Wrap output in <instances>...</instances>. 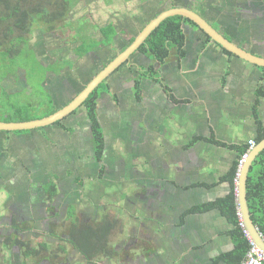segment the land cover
Returning a JSON list of instances; mask_svg holds the SVG:
<instances>
[{
    "label": "crops",
    "instance_id": "0c3cea01",
    "mask_svg": "<svg viewBox=\"0 0 264 264\" xmlns=\"http://www.w3.org/2000/svg\"><path fill=\"white\" fill-rule=\"evenodd\" d=\"M195 36L186 33L184 54L170 55L169 66L158 64L154 77L159 83L134 75L129 70L138 67L131 62L106 79L103 97L121 99L125 111L119 115L129 113L127 123L123 118L117 129L140 127L139 139L129 140L132 147L137 143L142 148L141 208L139 215L130 209L129 221L130 231L141 235L140 264H227L221 256L234 247L231 223L217 208L188 210L231 191L225 175L237 153L230 145L256 135L257 100L264 126V83L232 80L240 58L215 41L218 47L209 45L212 41L197 32ZM143 60L145 68L150 60L146 55ZM112 83H118V94ZM44 84L49 83H40L42 88ZM128 84L123 100L120 89Z\"/></svg>",
    "mask_w": 264,
    "mask_h": 264
},
{
    "label": "flooded vegetation",
    "instance_id": "af4514ba",
    "mask_svg": "<svg viewBox=\"0 0 264 264\" xmlns=\"http://www.w3.org/2000/svg\"><path fill=\"white\" fill-rule=\"evenodd\" d=\"M177 1H179L178 4ZM202 2H198V0H167L164 5L166 8L183 6L195 10L226 38L233 40L253 54L264 56V0L246 2L231 0L230 11L221 14H218L216 8H207L204 14ZM241 16L255 24L256 30L252 32L255 36L254 39L249 40L250 38L239 36L241 33H237V18L241 19ZM217 17L219 21L215 20ZM126 21L125 23L111 21L117 31L113 37L112 45L107 46L111 50H106L104 53L105 45L101 44L81 56H87L92 67L88 72H82L81 79L75 77L76 79L71 81L67 80L69 77L63 78L66 69L70 70V67H73V60L76 57L79 58V54L75 52L79 44L73 46L74 55L72 58H67L68 63L61 66L59 72H55L53 69L47 71L42 83L50 84L48 88L51 91L53 103L57 102L56 99L61 100L67 97L66 95L71 96V92L74 93L73 96L80 92L89 80L121 51L122 43L119 42L121 39H119L118 31L119 27H125V31H127L129 23ZM182 26L190 37L195 38L197 32L204 40L214 42L197 25L184 23ZM136 33L130 35H136ZM207 36L210 40L207 39ZM115 47H118L119 50L112 53V49ZM143 57L145 55L136 50L113 72L122 69L131 62L138 68H133V71L129 70L130 72H134V75L145 74V79L159 83L158 80H155L156 76L154 77L147 70L151 66L158 74V64L169 66V58L163 62L149 58L150 63L144 68ZM146 58L148 57L146 56ZM46 66L48 67L50 64H46ZM59 76L62 77L59 78ZM106 79L101 82L106 86L100 88L97 100L106 93L105 90L108 88ZM129 89L128 84L126 92ZM118 102L121 103V99H118ZM57 103L61 105L64 102ZM79 108H82L80 112H78ZM80 113L87 115L82 104L62 119L50 124L51 126H60L59 129L54 130V133L58 137L67 136L68 133L64 128L69 129V122L66 119L71 115L78 117ZM122 117L126 124L129 113H124ZM72 119L77 118L73 117ZM86 120L88 121L87 129L84 132L85 137L82 139V143L76 145L74 142H70L68 147L72 151H67L65 158L59 157L58 159L49 158L46 155L48 151H43L41 146L37 152L32 147L33 151L28 148V152L24 153L21 145L28 147L31 145L26 137L9 141V144L4 146L2 140L9 139V136L3 134L5 131H0V264H129V262L134 263L133 261L135 264H140V254L143 249L139 241L141 235L140 232H134L135 229L131 232L129 228L130 209H135L139 215L142 199L140 184L143 175L140 169L142 148L137 143L132 147L129 141L131 138L139 137L140 127L137 125L132 131L126 128L115 129L113 134L125 141L124 149L121 148L124 151L117 153L118 161L116 162L110 157L107 158L109 143L105 130H103L105 145L101 159L98 160L93 142L94 136L87 116ZM73 123L76 124L75 121ZM47 126L44 127L47 128ZM31 139L35 141L37 137L32 136ZM81 147L83 157L80 155ZM19 150H22L23 153ZM74 151L76 155L72 154ZM10 156L15 157L11 159ZM121 202L124 204L122 213L117 207ZM134 219H138V216ZM104 220H107L108 224L112 222L103 241L104 245L101 246V242L97 239L87 240L85 248L92 247V250L86 249L87 253L85 254L78 248V245L76 246L75 242L78 241L74 240L73 235L75 234L79 239L85 231L90 229L98 231L99 228L104 227L96 228V226ZM100 226L106 227L107 225L103 223ZM87 254L92 255L88 257Z\"/></svg>",
    "mask_w": 264,
    "mask_h": 264
},
{
    "label": "rangeland",
    "instance_id": "374dc122",
    "mask_svg": "<svg viewBox=\"0 0 264 264\" xmlns=\"http://www.w3.org/2000/svg\"><path fill=\"white\" fill-rule=\"evenodd\" d=\"M68 8L66 12V16L63 18H58L53 22L54 28L52 30H48L47 23L40 24H32L29 33L24 34V37L28 39L27 45H25V40L17 41L15 46L18 48V55H16L17 60L22 62L21 58L30 60L29 54L25 57L26 47L31 48L35 51V55L38 60L46 66V64H50V67L57 65L59 67L64 66L67 58H72L74 55L73 46L78 45L81 40H84L91 35L94 38H99L98 28L102 25L107 24L108 22L125 23V20L128 21L129 25L126 28L119 27V42L125 44L126 40L129 38L130 34H135L142 26L147 22V20L153 17L156 13H158L161 9H165V2L167 0H68ZM203 1V2H202ZM235 2H246L249 0H234ZM251 1V0H250ZM62 0H51V5L47 8L51 11H58L60 7V3ZM198 2H202V10L205 14L207 8H216L218 10V14L226 13L229 10L231 0H198ZM179 1H177V4ZM248 4V3H247ZM218 20V17L215 19ZM126 21V22H127ZM238 28L237 33H241L239 36L254 39L255 36L252 34L253 31L256 30L255 24L253 22L246 20L241 16V19H238ZM247 22V24H245ZM35 23V21H34ZM6 24V23H5ZM224 27V25H223ZM222 27V30H223ZM43 28V30H41ZM230 31V29H229ZM18 34V31H15ZM1 30H0V38H1ZM17 40H11L15 42ZM118 40V39H116ZM86 44V43H85ZM118 44V42H117ZM213 44V42H209V45ZM7 45V44H6ZM215 47H218L214 45ZM0 48H3L1 46ZM73 50V51H72ZM106 50H111L110 48H104L103 52ZM119 50L118 47L112 49V53ZM106 53V52H104ZM24 55V57H22ZM54 57L59 60H54ZM62 59V60H61ZM132 60V59H131ZM56 61V62H55ZM241 66H238V73L235 74L232 80H238V83H264V67L256 66L252 63L246 62L240 58ZM49 62V63H48ZM73 67L66 69L65 77L67 80L76 79L78 77L81 79L82 72H88L91 70V62L89 61L87 56L84 57H76L73 60ZM5 68V67H4ZM4 68L0 70V77L4 72ZM12 72L9 74H4L0 78V117L3 116V112H5V107L8 104H12L15 102L16 104L27 103L33 101H44L47 98L43 95L42 91H50L47 86L44 84L42 88L39 83H41L40 78L32 79L31 75H39L42 76V68L38 67V70L31 72L30 75L27 69H23L22 65L19 64L18 67L12 66ZM62 76H59V78ZM71 78V79H70ZM258 78V79H257ZM48 83V82H45ZM84 84V83H83ZM113 92L118 94V89L116 84L112 83ZM46 91V92H47ZM51 92V91H50ZM5 94H14L12 95H4ZM42 94V95H40ZM74 93L71 92V96L64 97L61 100L56 99L57 102L63 101L64 103L69 101ZM120 96L124 100V96H126V91L122 87L120 89ZM100 101V102H99ZM55 102V103H57ZM99 104L97 106V115L100 123L105 127V135L108 140V154L107 158L110 157L115 162L118 161L117 153H120L121 148L124 149L123 144L124 140L119 136H115L113 132L118 128L119 123L123 120L119 114L125 111L124 104H119L117 102H113L109 96H104L102 99L98 100ZM55 105H58L55 104ZM62 105V104H61ZM58 105V106H61ZM42 110V107H38L35 109ZM82 108L78 109L80 112ZM40 117L41 113L38 114ZM77 118L72 119L71 118ZM79 118V119H78ZM0 121H2L0 119ZM69 129L64 130L68 133L65 137H58L57 134L54 133V130L59 129L60 126L50 125L46 127H39L30 130H19V131H5L3 134L8 135L9 139L2 140L4 142V146L9 144V141L12 142L15 139L20 137H26L28 142L31 144L29 147L27 145H21L24 153L28 152V148L32 147L34 150L41 146L43 151H48V154L44 152L49 158L58 159L59 157L65 158L66 152H71L72 149L69 148V143L74 142V144H79L82 139L85 137V130L87 129V120L84 113H80L78 117L71 115L68 119ZM75 121L76 124L73 122ZM77 125V126H76ZM65 126V124H64ZM75 128V129H74ZM104 130V129H103ZM72 131V133H71ZM32 136H36L37 139L32 141ZM119 137V138H118ZM5 138V137H4ZM82 143V142H81ZM16 144V143H15ZM20 144V142H19ZM36 145V146H35ZM20 146V147H21ZM19 147V148H20ZM7 149V148H5ZM81 151V156L83 157L82 147L79 149ZM23 153L22 150H19ZM72 154L76 155L74 151ZM52 155V156H51ZM78 155V154H77ZM15 157V156H14ZM11 157L10 158H14ZM39 157V156H38ZM123 202L117 205L119 212H123L124 206Z\"/></svg>",
    "mask_w": 264,
    "mask_h": 264
},
{
    "label": "trees",
    "instance_id": "16d2710c",
    "mask_svg": "<svg viewBox=\"0 0 264 264\" xmlns=\"http://www.w3.org/2000/svg\"><path fill=\"white\" fill-rule=\"evenodd\" d=\"M51 4V0H0V30L2 33L0 38V47L3 46V48H0V70L5 67L2 76L4 74L6 75L11 73L12 66L19 68V64L22 65L23 69H27L28 73L31 72L32 74L38 70V67L42 68V70H40L43 72L42 76L31 75L32 79L40 78L41 83L45 80V75L49 69H53L55 72L60 71L61 67L57 65H53L52 68L50 66H44L36 57L35 51L28 47H26L27 53H25V57H27L29 54V61L21 58L22 62H19L16 57V55H18L20 52H18V47L15 46V44L17 41H22L24 39L25 45H27L28 39L24 37V34L29 33L32 24L48 23V30H52L54 28L53 22L58 18H64L66 16L69 4L68 0H62L60 3L61 9L59 8L58 11L49 10L47 6L49 7ZM184 23L196 26L195 23L183 16L175 15L166 18L147 36L138 50L150 59L159 62L165 61L170 57V55L175 53L179 56L183 55L184 44L186 40V32L182 26ZM41 30H43V28H41ZM15 31H18V34H16ZM98 31L100 33L99 39H94V37L89 36L85 39L86 42L81 40L75 49V52L79 54V57L96 48L98 45L102 44L106 47L112 45L113 37L117 33L113 24L108 22L107 24L99 27ZM133 37L134 35H130L125 44H123L120 49H124V47H126V45H128L133 40ZM16 38L17 40L11 44V40ZM207 39L210 40L208 36ZM224 51L229 55L234 56L231 52L225 49ZM22 57H24V55ZM64 60L67 61L65 58ZM147 71L151 72L153 75H156L155 70L151 66ZM105 86L104 83H101L82 104L86 110V116L92 129L96 158L98 160L101 159L105 142L103 129L97 117L96 107L99 90ZM42 93L47 98L44 101H33L20 104L13 102L12 104H8L5 107V112H3L4 114L2 117L4 118L0 117V119L2 121H25L49 115L60 108V106H57L55 103H53L52 97L50 94H48V92L42 91ZM14 94L4 93V95L12 96H14ZM66 103H63L62 106ZM258 103L259 101L257 100L253 109L255 122L257 124L256 135L252 138L255 143H258L262 138H264V126L262 125L261 119L258 115V112L256 111V106ZM38 107H42L43 109H37V111H35V109ZM39 113H41L40 117H38ZM215 143L218 142L215 141ZM230 147L237 153V157L234 160L231 169L225 175V178L231 182V191L226 196L212 203L193 207L189 209L188 212L203 211L211 208H217L220 211V213L233 226L229 231V235L231 236L234 243L233 249L221 257L226 261L227 264H239L249 248V241L242 227L239 225L240 219L234 190V177L237 170L238 158H240V156L247 149V141L236 145H230ZM246 197L251 220L264 238V149L259 152L251 164L247 176ZM103 223H105L107 226H100ZM101 224L96 226V228H104H99L98 231L95 229H90L87 232L85 231L82 233V236L79 239L75 236V234L73 235L74 240L78 241L75 242L76 246L78 245V248L85 254L87 253L86 249L92 250V247L85 248L87 240L97 239L101 242L102 246L103 241L105 240L106 235L112 226V222L111 224H108L107 220H104ZM88 243H90V241H88ZM91 255L92 254H87L88 257Z\"/></svg>",
    "mask_w": 264,
    "mask_h": 264
},
{
    "label": "water",
    "instance_id": "95a60500",
    "mask_svg": "<svg viewBox=\"0 0 264 264\" xmlns=\"http://www.w3.org/2000/svg\"><path fill=\"white\" fill-rule=\"evenodd\" d=\"M183 16L195 23L202 31H204L213 41L218 43L221 47L238 56L239 58L255 64L257 66H264V56L253 54L245 50L238 43L226 38L221 32L214 28L207 20H205L198 12L183 6H172L159 11L152 17L145 26L140 29L133 40L120 52H118L104 67H102L96 75L83 87V89L74 95L65 105L58 108L53 113L25 121H0V131H19L30 130L34 128L44 127L50 125L67 114L76 110L89 94L105 80L115 69H117L123 62H125L131 54H133L140 45L145 41L147 36L166 18L170 16ZM264 149V138L256 143L248 152V155L243 162L240 169L237 185L236 202L238 205L239 216L243 222L244 228L252 240L264 251V238L259 232L258 228L251 220L249 208L246 197V183L247 176L251 164Z\"/></svg>",
    "mask_w": 264,
    "mask_h": 264
},
{
    "label": "built area",
    "instance_id": "2783aa9c",
    "mask_svg": "<svg viewBox=\"0 0 264 264\" xmlns=\"http://www.w3.org/2000/svg\"><path fill=\"white\" fill-rule=\"evenodd\" d=\"M255 141L250 138L247 140V149L246 151L238 158L237 161V170L234 177V185H235V194H237V185H238V177L240 173V169L243 165V162L245 161L248 152L250 149L255 145ZM237 198V197H236ZM239 215V212H238ZM240 222L239 225L242 227L246 237L249 241V248L242 259V261L239 264H264V251L252 240V238L248 235L247 231L244 228L243 222L239 216Z\"/></svg>",
    "mask_w": 264,
    "mask_h": 264
}]
</instances>
